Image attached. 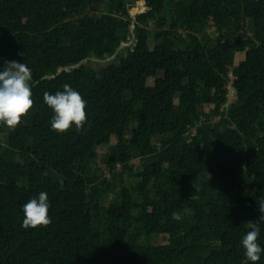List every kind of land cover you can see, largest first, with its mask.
Segmentation results:
<instances>
[{
    "label": "trees",
    "instance_id": "16d2710c",
    "mask_svg": "<svg viewBox=\"0 0 264 264\" xmlns=\"http://www.w3.org/2000/svg\"><path fill=\"white\" fill-rule=\"evenodd\" d=\"M133 1L0 0V71L29 67L33 101L0 122V264H242L249 220L264 249V0H144L132 23ZM65 84L86 120L60 133L43 97ZM41 192L51 223L22 227Z\"/></svg>",
    "mask_w": 264,
    "mask_h": 264
},
{
    "label": "clouds",
    "instance_id": "9594fccd",
    "mask_svg": "<svg viewBox=\"0 0 264 264\" xmlns=\"http://www.w3.org/2000/svg\"><path fill=\"white\" fill-rule=\"evenodd\" d=\"M5 67L0 71V122L12 130L20 123L22 115L26 114L32 107V92L29 82L32 79L31 69L24 63L16 61H5ZM63 91H57L55 94L44 93V101L50 106L55 115L51 120V128L57 132L63 133L69 129L74 122L77 130L83 127L86 120L85 104L81 95L65 84ZM196 199L198 197L191 196ZM261 213L259 220L264 221V200L258 203ZM49 200L47 193L41 192L37 198L30 199L23 206L24 219L22 227L35 228L38 225L47 226L51 223L48 216ZM186 209V213H190ZM172 218L179 221L181 214L174 212ZM250 229L243 236L241 244L245 250L246 259L242 264H248V261L257 262L260 260V253L264 251L258 243L257 238L260 233L258 223L249 220Z\"/></svg>",
    "mask_w": 264,
    "mask_h": 264
},
{
    "label": "rangeland",
    "instance_id": "374dc122",
    "mask_svg": "<svg viewBox=\"0 0 264 264\" xmlns=\"http://www.w3.org/2000/svg\"><path fill=\"white\" fill-rule=\"evenodd\" d=\"M143 9H145V1L144 0H134L133 4H132V8L130 9V13L131 14H136L137 12H140ZM148 30H149L148 32L150 34L149 42L151 43L152 42V34H154L155 29L150 26ZM206 31H207L208 35L212 36V35L215 34L214 28L211 27V26H207L206 27ZM92 58H94V57H92ZM239 58H242V53H238L237 57L235 59L237 60ZM105 61H106L105 59H104V61H99V60H91V61H89V60H85L86 63L90 64L92 67H95V68L96 67H100L101 68L102 65L106 63ZM148 83L149 84H153V79H149ZM210 108H211V106L205 107V111L208 112V110H210ZM133 127H134V123L131 122V123L128 124V128H129V133L127 134L128 138L134 134ZM138 143H140V140L138 138H134L133 144L135 145V144H138ZM106 149H107V146L101 147V150L104 151V152L106 151ZM137 161H138L137 158H132V160H131V162L134 165V170L135 171H138L140 169ZM123 178H125V180H127V182H131V179H129L126 174H124L122 176L121 175L118 176L117 181L115 180L116 185H115L114 190L112 191V193L110 195L111 197H116L117 196L116 195V190L118 189V187L122 183V179ZM108 199H109L108 196L105 195L103 197V199H102L103 203L106 204ZM158 241L163 243V242L166 241V238H163L162 236H159L158 237Z\"/></svg>",
    "mask_w": 264,
    "mask_h": 264
},
{
    "label": "built area",
    "instance_id": "2783aa9c",
    "mask_svg": "<svg viewBox=\"0 0 264 264\" xmlns=\"http://www.w3.org/2000/svg\"><path fill=\"white\" fill-rule=\"evenodd\" d=\"M241 59L242 58H239L237 60L235 59V61L232 64L231 69L229 70V72L227 74V79H226V82H225V85H224V87L226 89L227 100L224 102L223 107L228 106L229 103L232 100H235L236 99V93H235L234 88H233V82H234V79H235V76H234L233 71H234L235 67L238 65V62Z\"/></svg>",
    "mask_w": 264,
    "mask_h": 264
},
{
    "label": "water",
    "instance_id": "95a60500",
    "mask_svg": "<svg viewBox=\"0 0 264 264\" xmlns=\"http://www.w3.org/2000/svg\"><path fill=\"white\" fill-rule=\"evenodd\" d=\"M131 14V13H130ZM131 17H132V23H134V20H133V14H131ZM128 44H126V43H124V44H122V45H120L118 48H117V50H119V49H121V48H123L124 46H127ZM110 58H112V57H110ZM109 58V59H110ZM85 60H89V61H91V60H99V61H104V59H98V58H92V57H89V58H86V59H84V60H81V61H79L77 64H79L80 62H82V61H85ZM106 61L108 60V59H105ZM105 61V62H106ZM77 64H75L74 66H76ZM73 66V67H74ZM67 67H64V68H62V69H66ZM62 69H60L57 73H60L61 71H62ZM52 76H50V75H45L43 78H51Z\"/></svg>",
    "mask_w": 264,
    "mask_h": 264
},
{
    "label": "bare ground",
    "instance_id": "6f19581e",
    "mask_svg": "<svg viewBox=\"0 0 264 264\" xmlns=\"http://www.w3.org/2000/svg\"><path fill=\"white\" fill-rule=\"evenodd\" d=\"M83 63H86V62H85V61L80 62L79 64H77L76 66H74L73 69L76 68V67H78V66H80V65L83 64ZM64 70H65V71H70V69H67V68L64 69ZM225 107H226V106H225Z\"/></svg>",
    "mask_w": 264,
    "mask_h": 264
}]
</instances>
